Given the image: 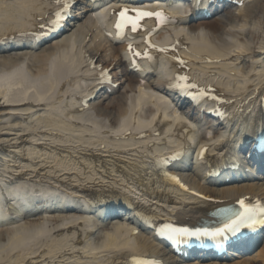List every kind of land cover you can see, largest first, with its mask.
I'll return each mask as SVG.
<instances>
[{"label":"bare ground","instance_id":"6f19581e","mask_svg":"<svg viewBox=\"0 0 264 264\" xmlns=\"http://www.w3.org/2000/svg\"><path fill=\"white\" fill-rule=\"evenodd\" d=\"M90 2L87 6L90 13L96 10L101 5V2ZM254 9H256L254 11ZM229 15L228 21L224 18L216 17L205 22V27L208 31L204 35L209 36L217 42L223 45H230L234 42V38L239 43L238 50L230 53L226 57L225 65L232 66L239 61L246 62L248 68V75L245 77L247 80L242 86H238L233 93L240 97L237 100V104H241L249 96L256 95L260 92L264 97V4L259 5V0L244 7L243 9L235 11H227ZM261 15V16H260ZM247 20V21H246ZM193 31L196 28L191 27ZM181 34L178 33L177 37ZM122 47H117L115 50L114 59L118 58V54ZM87 52L90 53L94 59L101 54V59L107 55V50L99 43L92 47L87 48ZM91 52H95L92 54ZM45 52L41 53V59H36L35 64L26 66L28 71L32 73L42 74L45 73ZM23 59V58H22ZM21 58L4 57L2 60L4 64H20L23 62ZM25 59V57H24ZM65 58H60L55 67H58L57 71L61 68ZM100 61V60H99ZM112 63H110L111 65ZM124 72V64H118ZM57 73V72H56ZM239 77V72L229 77L230 80H235ZM34 79L33 74L29 76L26 81V85L32 82ZM47 76L41 75L38 78L40 85L47 83ZM127 79L130 82L136 83L138 78L133 75H129ZM155 89L159 91L161 86L158 83H153ZM56 95L52 96L47 101L36 100L34 103H22L19 101H9L7 98L2 97L0 100V182L9 181L11 179L23 180L29 187L30 192L34 193L36 189L39 191L46 190L45 186L52 185L58 186V190H61L62 194L69 198L70 195L65 189L70 187L75 192H84L86 189L97 188L100 190H109L114 192L113 195L120 194L118 197H124L125 200L129 196L133 197L138 207L144 206L151 211L158 212L160 214H172L174 211L191 212L193 209H201L211 206L210 203L204 199L190 195L186 191H178L179 189L174 186L173 181L165 182L163 186L171 184L173 188L163 189L158 183L161 180L155 179V176L151 171L144 169L143 158L144 153L141 148L136 150V153L140 156V161H135L130 158L131 150L125 148H118L115 151L110 152L103 149H99L97 145H85L83 151L87 157H89L90 164L92 165L93 172H96L95 177L88 178L84 173H81L77 182L76 174L73 170L66 169L65 167L70 163L77 161V164H81L85 161L82 153L71 150L65 143H71L72 140H64L60 135L50 127H56L59 123H54L47 118V113L44 111L45 106H42L44 102H51L48 104L49 110H56V104L62 103V101L68 97L67 88L56 86ZM130 90L127 88L125 91H120L112 97H108L105 100L97 103V107L102 110V115L107 118V121L111 119L109 126H114V123L119 117H124L127 114V108L124 106V102L127 98V93ZM133 100L132 95L128 97ZM24 101V100H23ZM111 107V108H110ZM113 110H117L114 113ZM187 111L188 108H187ZM52 112V111H51ZM49 122V125L47 124ZM218 131H221L218 129ZM107 137H113L117 132L112 128H109V132H103ZM64 134V133H63ZM90 132V136H93ZM229 138V136H228ZM230 139V138H229ZM82 139H78L76 143H79ZM204 140H208L206 146H212L214 142L212 139L202 136L198 140L199 148L202 146ZM223 140L221 143H224ZM228 146L222 149L228 148ZM213 155H219L214 150L211 151ZM104 154H107L105 156ZM197 160H194L192 165L193 180H189L193 188L200 191V193L208 196H214L221 200H230L242 195H257L264 198V184H250L247 186H233V187H212L207 184L200 173L203 171L202 166L197 167ZM78 172H81L84 167L77 166ZM85 180V181H83ZM188 181V180H187ZM22 189H26L22 186ZM116 189V190H114ZM168 191V192H167ZM21 192V190H20ZM7 194L6 200L9 198ZM8 202V201H7ZM77 207L82 208V204L76 201ZM87 203V202H86ZM86 204L84 205V207ZM86 208V207H85ZM15 214V213H13ZM43 218V217H41ZM197 217L191 215H185L184 220L194 221ZM31 223H39L37 219L30 220ZM43 221V220H42ZM50 225L49 232L44 235H40V239H52L57 240L60 235L56 231H60V227L67 226L64 229L66 234H74V229L79 226L77 221L67 220L61 215L58 221H48ZM142 223V222H141ZM28 222H24L23 225H27ZM10 226L4 225L0 227V244L6 241L9 235H4ZM79 228V227H78ZM12 231V230H11ZM9 232V231H8ZM6 232V234H8ZM6 236V237H5ZM68 236V235H67ZM69 237V236H68ZM148 241L152 237H145ZM19 248L16 247V249ZM48 247L38 248L28 254H18L8 264H88L86 262H79V256L85 257L84 251L78 248L79 256L72 255V249L74 246V240L69 242L68 248H59L52 251ZM147 251L151 249L153 251L159 250L158 244H152L147 246ZM2 250V249H1ZM127 255L124 251L117 252L113 255L112 259H109L106 264H121ZM261 262V263H258ZM187 264V263H184ZM234 264H264V245L255 250L254 254L250 257L236 261Z\"/></svg>","mask_w":264,"mask_h":264},{"label":"snow or ice","instance_id":"6c2138e0","mask_svg":"<svg viewBox=\"0 0 264 264\" xmlns=\"http://www.w3.org/2000/svg\"><path fill=\"white\" fill-rule=\"evenodd\" d=\"M195 7H199L201 4V0H194ZM57 3H63L64 9L63 11H57L54 13V19L49 21L50 30H54L57 26L61 24V22L66 18V14L69 8L68 0H57ZM117 16V20L115 23V29L117 35L123 38V33L125 29L130 28L133 33L143 30L142 21L146 19H155L157 25L163 27L167 24H176L177 21L174 18L168 17L164 12L157 11H143L140 9H132L129 10L128 8H124L120 10L118 13H114ZM43 27V25L41 26ZM159 28H155L148 32V36L145 38V44L147 45L148 49H155L156 51L167 54L169 52H175V47L172 48H156L151 43V36L158 32ZM128 51L133 57H142L149 61H154V58L146 51L145 53H140L139 51L135 50L131 44L128 46ZM173 59H175L181 68L186 66V61L180 59L178 56L173 55ZM133 66L135 65V61H133ZM106 72L101 73V77H107ZM169 87H176L180 91L185 92V94H190L191 89H197L200 91L201 95H203V90H199L197 85L194 83L189 82V77L187 75H177L173 84H170ZM196 97H193L195 99ZM215 99V97H213ZM207 149H202L200 155L203 158L204 153ZM163 162V161H161ZM171 179L175 180L177 183L179 181L176 177H172ZM181 187H184L182 184ZM240 205L241 211L235 212L231 208H224L221 209L220 212L224 214H232L234 219H231V223L226 224L224 228H218L214 232H209L207 229H191L187 227H174L170 224L165 225L163 228L160 229L158 235L164 236L167 234V238L174 239L176 237H223L225 231H230L233 234H236L240 231L241 228L245 229H254L257 226L264 227V207L260 205H256L254 207H250L248 204L245 203L244 199L238 201ZM136 264H156L155 261H136Z\"/></svg>","mask_w":264,"mask_h":264}]
</instances>
